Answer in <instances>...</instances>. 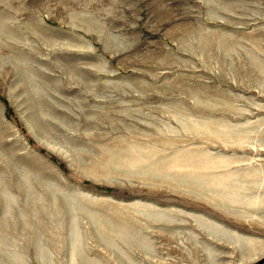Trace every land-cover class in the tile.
<instances>
[{"label":"rangeland","instance_id":"374dc122","mask_svg":"<svg viewBox=\"0 0 264 264\" xmlns=\"http://www.w3.org/2000/svg\"><path fill=\"white\" fill-rule=\"evenodd\" d=\"M264 0H0V264L264 260Z\"/></svg>","mask_w":264,"mask_h":264},{"label":"trees","instance_id":"16d2710c","mask_svg":"<svg viewBox=\"0 0 264 264\" xmlns=\"http://www.w3.org/2000/svg\"><path fill=\"white\" fill-rule=\"evenodd\" d=\"M259 264H264V260H262Z\"/></svg>","mask_w":264,"mask_h":264},{"label":"crops","instance_id":"0c3cea01","mask_svg":"<svg viewBox=\"0 0 264 264\" xmlns=\"http://www.w3.org/2000/svg\"><path fill=\"white\" fill-rule=\"evenodd\" d=\"M264 208V207H263Z\"/></svg>","mask_w":264,"mask_h":264}]
</instances>
